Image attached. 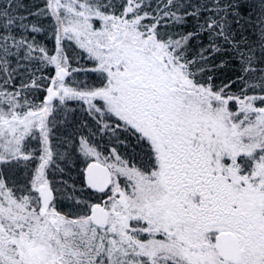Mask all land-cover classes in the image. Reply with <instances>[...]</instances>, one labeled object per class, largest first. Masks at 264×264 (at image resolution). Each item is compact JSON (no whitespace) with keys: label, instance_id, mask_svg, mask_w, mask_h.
I'll list each match as a JSON object with an SVG mask.
<instances>
[{"label":"snow or ice","instance_id":"obj_1","mask_svg":"<svg viewBox=\"0 0 264 264\" xmlns=\"http://www.w3.org/2000/svg\"><path fill=\"white\" fill-rule=\"evenodd\" d=\"M0 264H264V0H0Z\"/></svg>","mask_w":264,"mask_h":264},{"label":"trees","instance_id":"obj_2","mask_svg":"<svg viewBox=\"0 0 264 264\" xmlns=\"http://www.w3.org/2000/svg\"><path fill=\"white\" fill-rule=\"evenodd\" d=\"M27 2H28L29 5L31 6L32 4H38V3H41V0H27Z\"/></svg>","mask_w":264,"mask_h":264}]
</instances>
